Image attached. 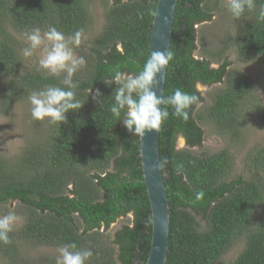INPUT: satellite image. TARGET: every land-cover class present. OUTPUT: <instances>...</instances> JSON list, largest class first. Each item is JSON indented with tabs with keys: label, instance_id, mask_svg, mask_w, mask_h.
I'll use <instances>...</instances> for the list:
<instances>
[{
	"label": "trees",
	"instance_id": "1",
	"mask_svg": "<svg viewBox=\"0 0 264 264\" xmlns=\"http://www.w3.org/2000/svg\"><path fill=\"white\" fill-rule=\"evenodd\" d=\"M156 1L101 0L102 25L81 51L86 66L73 77L83 106L66 113L67 122L59 127L47 122L41 137L27 143L14 160L0 158V206L16 201L24 212V222L10 234L12 243L0 244V256L7 264L38 262L21 254L23 245L70 243L93 252L86 264H144L151 216L138 136L128 133L110 111L116 87L111 81L117 68L127 76L146 62ZM222 3L177 0L175 6L169 45L173 59L166 68L163 95L179 88L197 95L199 102L189 109L187 121L171 115L169 108V118L158 131L159 159L168 161L161 168L166 172L169 206L165 264H214L239 238L243 247L227 264H264V144L245 152L246 176L232 175L234 157L227 148L200 154L189 150L201 146L202 124L211 125L228 145L244 140L246 122L264 127L258 87L244 73L229 72L231 61L222 56L231 48L239 61H255L257 80L264 82V20L257 18L264 0H255L256 9L239 20L228 11L231 30L225 32L220 48L208 57L193 55L195 25L210 20ZM87 21V0H0V74L15 73L20 63L18 43L9 29L28 33L39 27L43 33L55 26L70 37L85 29ZM18 76L19 82L0 86L1 100L13 98L21 89L65 87L62 76L46 77L35 70ZM196 83L220 85L202 104ZM91 88L101 96L94 100ZM178 136L186 147L175 148ZM201 191L204 195L197 199ZM127 213L130 224H123L110 240L101 237L99 228Z\"/></svg>",
	"mask_w": 264,
	"mask_h": 264
},
{
	"label": "clouds",
	"instance_id": "2",
	"mask_svg": "<svg viewBox=\"0 0 264 264\" xmlns=\"http://www.w3.org/2000/svg\"><path fill=\"white\" fill-rule=\"evenodd\" d=\"M256 9L255 0H228L227 10L233 19H241L246 12ZM264 20V5L260 7L258 17ZM27 46L22 49L25 58H31L37 50L42 55L38 60V70L43 71L46 77H63L61 83L65 87L48 85L40 90H34L28 99L31 105V117L36 121H44L51 125H59L66 121V113L78 111L83 103L76 97L78 84L74 82V75L86 66L83 56H77L74 49L78 48L83 39H86L83 28L74 32L70 37L50 26L47 31L41 32L39 27L25 33ZM173 59V52L167 50L153 51L143 64L142 68L131 75L125 76L119 68L114 72L111 84H115L114 103L110 111L114 118L121 121L128 133L132 136L143 137L146 132L159 131L169 118L171 108L173 115L183 121L189 119V109L199 102V97L177 88L171 95H157L156 89L160 81L157 79ZM105 83V82H104ZM106 85H109L105 83ZM93 89H89V94ZM88 94V95H89ZM101 96L96 89L92 98ZM102 103V101L100 102ZM123 114V118L122 117ZM168 161H158L156 167L164 168ZM190 163H195L190 161ZM182 168L183 165H178ZM204 193L198 192L197 199ZM19 220L15 211L0 215V244L12 243L10 234ZM56 264H86L92 257L90 249L78 250L74 243L66 244L58 249Z\"/></svg>",
	"mask_w": 264,
	"mask_h": 264
},
{
	"label": "rangeland",
	"instance_id": "3",
	"mask_svg": "<svg viewBox=\"0 0 264 264\" xmlns=\"http://www.w3.org/2000/svg\"><path fill=\"white\" fill-rule=\"evenodd\" d=\"M228 0H223V5L219 11L215 12L210 20L198 23L195 25V45L196 49L193 52L194 57H208L210 52L216 51L223 43L222 39L225 36V32L230 29V23L228 19V10L226 4ZM222 8V9H221ZM88 21L86 28L84 29L86 39L82 40L81 45L75 48L74 51L77 56H83L81 52L83 48L88 45V42L94 37L102 25V13L103 6L101 0H87ZM229 30V31H230ZM15 41L18 43V53L20 55L19 67L15 70V73L0 74V86L1 88L7 87L10 83L19 82V74H22L26 70L39 71L43 74V71L38 70V60L41 58V51L37 50L33 57L25 58L22 54V49L27 46L25 33L17 32L9 29L8 31ZM67 37V36H66ZM222 56H226L231 64L228 66V71L231 73L241 72L244 73L252 83L258 87L257 93L260 95L264 103V82L257 80L258 64L255 61L241 62L237 59V55L233 49H226ZM223 58V57H222ZM212 66L217 64L212 63ZM220 84L204 85L202 83H196L195 88L200 92L204 98V104L209 100V92L213 91ZM26 89H21L11 99H0V158L3 160L12 161L19 154L20 150L30 141L37 140L44 133L47 120L36 121L31 117V105L29 102V95L31 92H24ZM31 91V90H30ZM201 104V105H202ZM203 131L201 146L190 147L195 154L200 153H212L217 150L227 148L231 151L233 160L232 175L242 172V175L246 176V170L242 164V160L245 157V152L254 145L264 144V127H258L252 121H248L244 124V140L237 142L236 144L230 143L218 135L215 129L209 124L200 125ZM186 147L184 138L178 136L176 138L175 148ZM240 174V173H239ZM9 211H15L19 220L15 226L18 227L24 222V212L22 206L16 201H10L0 206V215L7 214ZM264 211V207H263ZM196 220L199 223V228H203V221L200 220L199 215L194 213ZM131 214L119 216L114 222H112L107 228H99L101 237H105L110 240L113 233L119 229L123 224H130ZM14 228V229H15ZM106 242H108L105 239ZM27 245V244H26ZM23 245L21 248V254L26 258L38 261L36 264H56V257L59 255L58 249L61 246L55 244L47 245L41 244L36 247ZM243 247V238H239L234 241L233 244L220 256V258L214 264H227L232 261L240 252ZM0 264H7V262L0 256Z\"/></svg>",
	"mask_w": 264,
	"mask_h": 264
},
{
	"label": "water",
	"instance_id": "4",
	"mask_svg": "<svg viewBox=\"0 0 264 264\" xmlns=\"http://www.w3.org/2000/svg\"><path fill=\"white\" fill-rule=\"evenodd\" d=\"M177 0H157L155 12L149 31L148 54L169 50L172 24ZM165 74L162 72L157 79L160 81L157 95H163ZM138 156L142 170V181L149 201L151 216V239L149 251L144 264H165L168 248L169 207L165 192L164 179L166 172L156 165L159 160L158 132H146L138 137Z\"/></svg>",
	"mask_w": 264,
	"mask_h": 264
},
{
	"label": "bare ground",
	"instance_id": "5",
	"mask_svg": "<svg viewBox=\"0 0 264 264\" xmlns=\"http://www.w3.org/2000/svg\"><path fill=\"white\" fill-rule=\"evenodd\" d=\"M158 153H159V150H158ZM160 160V159H159ZM164 179V178H163ZM165 186V185H164ZM165 192H166V190H165ZM169 207V206H168ZM166 261V260H165Z\"/></svg>",
	"mask_w": 264,
	"mask_h": 264
}]
</instances>
